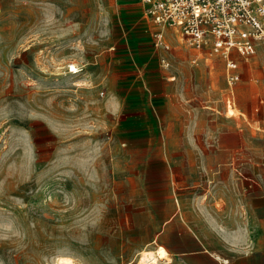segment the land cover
Listing matches in <instances>:
<instances>
[{"label":"rangeland","instance_id":"rangeland-1","mask_svg":"<svg viewBox=\"0 0 264 264\" xmlns=\"http://www.w3.org/2000/svg\"><path fill=\"white\" fill-rule=\"evenodd\" d=\"M134 1L0 0V264H138L184 231L264 264V43L230 86Z\"/></svg>","mask_w":264,"mask_h":264},{"label":"built area","instance_id":"built-area-1","mask_svg":"<svg viewBox=\"0 0 264 264\" xmlns=\"http://www.w3.org/2000/svg\"><path fill=\"white\" fill-rule=\"evenodd\" d=\"M143 15L158 30L155 47L170 50L167 28L179 31L195 50L207 49L226 61V80L233 86L240 78L235 56L249 57L264 43V0H139ZM161 66L168 68L167 58ZM72 72V71H71Z\"/></svg>","mask_w":264,"mask_h":264},{"label":"crops","instance_id":"crops-1","mask_svg":"<svg viewBox=\"0 0 264 264\" xmlns=\"http://www.w3.org/2000/svg\"><path fill=\"white\" fill-rule=\"evenodd\" d=\"M131 4L136 8L140 6L142 11V5L139 0L131 2ZM201 244L199 238L188 231L173 234V240L170 245L172 260L167 264H243V260H248L249 258L251 264H258V255L254 252L244 258L242 254L234 252L233 254H229L227 251L218 253L217 251L202 249Z\"/></svg>","mask_w":264,"mask_h":264},{"label":"bare ground","instance_id":"bare-ground-1","mask_svg":"<svg viewBox=\"0 0 264 264\" xmlns=\"http://www.w3.org/2000/svg\"><path fill=\"white\" fill-rule=\"evenodd\" d=\"M156 27V26H155ZM158 28V27H156ZM174 33L176 34L177 40L180 38V32L174 29ZM180 33V34H179ZM166 34V31H165ZM164 34V36H165ZM182 36V34H181ZM183 37V36H182ZM200 56V55H199ZM198 61V60H197ZM72 70H76V66L72 65ZM77 73V70L75 71ZM227 113L228 115H233L235 113V109L233 105H230L227 107ZM171 256L170 253L162 246H158L155 250H144L140 255H139V262L138 264H160L161 261H165L166 263L171 262ZM57 264H78L76 261L69 257V256H59L56 259Z\"/></svg>","mask_w":264,"mask_h":264}]
</instances>
